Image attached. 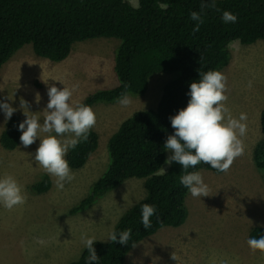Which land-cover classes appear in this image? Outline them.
<instances>
[{"label":"rangeland","instance_id":"1","mask_svg":"<svg viewBox=\"0 0 264 264\" xmlns=\"http://www.w3.org/2000/svg\"><path fill=\"white\" fill-rule=\"evenodd\" d=\"M118 41L113 37H96L74 42L61 61L35 54L31 44L26 43L0 67V100L12 104L17 109L14 114L23 121L27 111L21 107L23 101L29 111L35 112L29 115L43 114L48 85H76L73 101L77 102L96 88L110 87L116 83L113 56ZM228 48L229 63L219 71L227 78L224 103L231 116H248L247 135L242 138L244 155L225 173L198 169L209 187V196L200 200L188 192L184 222L163 226L143 237L127 252L123 264H264V253H253L247 245L250 228L264 227V173L252 160L253 147L261 138L264 40L249 44L232 40ZM174 75L161 71L152 74L144 93L128 94L132 103L126 109L118 101L91 106L96 114L93 129L98 133V146L81 167L71 168L75 179L66 183L63 190H58L55 178L34 161L39 140L27 148L20 142L11 150L0 145V176H14L27 197L23 205L12 210L0 206V264H64L74 260L83 247L82 232L103 240L121 213L145 195L143 178L131 177L91 206L74 213L69 211L106 168L110 134L132 112L155 107L163 85ZM4 122L0 111V132ZM168 155L166 151L165 156ZM162 167L166 170L168 165L163 162L157 173ZM43 173L49 176L50 187L35 193L30 185Z\"/></svg>","mask_w":264,"mask_h":264},{"label":"trees","instance_id":"2","mask_svg":"<svg viewBox=\"0 0 264 264\" xmlns=\"http://www.w3.org/2000/svg\"><path fill=\"white\" fill-rule=\"evenodd\" d=\"M136 10L127 0H0V67L22 45L30 43L35 54L52 61L65 59L74 42L96 37L117 38L113 72L116 83L96 88L80 101L92 106L97 102H115L122 93L140 95L145 92L149 77L156 72H174L162 87L153 108L139 109L123 119L107 139L108 164L90 184L88 193L69 211L87 208L104 193L124 180L143 178L145 195L127 207L115 221L118 230L132 229L129 244L94 242L100 264H123L127 252L143 237L163 226H178L187 215L185 197L188 190L180 184L184 174L173 163L165 174L157 173L165 160L163 144L173 133L169 117L185 107L191 81L199 72L220 70L230 60L229 42L242 44L264 40V0H216L215 7L204 11V23L198 32L189 19L191 11H200L201 0H139ZM219 9L220 11H217ZM224 10L235 13L238 21L225 24ZM18 114L4 122L0 145L14 149L20 142ZM261 138L253 147L252 160L264 173V101L259 113ZM98 146V133L92 129L87 141L71 149L66 159L70 168L81 167ZM208 169L199 164L189 171ZM47 174H40L30 185L35 193L50 187ZM147 197L146 199L144 197ZM156 206L151 228L140 223V207ZM113 229V228H112ZM264 233L255 225L249 237ZM88 253L64 264H85Z\"/></svg>","mask_w":264,"mask_h":264},{"label":"clouds","instance_id":"3","mask_svg":"<svg viewBox=\"0 0 264 264\" xmlns=\"http://www.w3.org/2000/svg\"><path fill=\"white\" fill-rule=\"evenodd\" d=\"M215 3L216 0H201L200 11L190 12L189 19L195 22L194 32H198L204 23L205 9L214 8ZM133 7L139 10V0H134ZM220 18L225 24H235L238 21L237 15L228 10L222 11ZM226 80V76L218 70L199 72V78L189 84V100L186 106L169 117L174 131L167 136L163 144V149L169 152L164 163L168 166L178 163L181 166L184 174L180 176V184L188 190L191 197L200 200L203 196H209V187L199 171L189 169L203 163L219 173H225L245 152L242 138L247 135L248 116L246 113H241L238 118L231 116L224 103L227 100ZM75 88L76 85L71 88L48 85V101L43 114L29 115L31 111L23 101L21 107L27 111L23 110L25 119L17 125L23 147L27 148L39 140L34 161L55 178L54 183L58 190H63L66 183L75 179L66 159L68 152L81 142L87 141L90 131L96 125L93 109L82 101H73ZM118 103L126 109L130 107L132 99L125 92L118 97ZM16 110L12 104L0 100V111L3 112L5 121L9 120ZM160 174H165V168L162 167ZM26 199L22 185L14 176H0V206L12 210L23 205ZM156 212V206L153 204L141 205L140 223L145 230L151 228V218ZM131 236L132 229L118 230L113 227L100 241L127 245ZM97 240L87 232L81 233L82 251L86 250L88 253L85 264H100V257L94 248V242ZM247 245L253 253H264V233L256 237L250 236Z\"/></svg>","mask_w":264,"mask_h":264}]
</instances>
